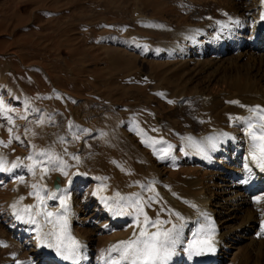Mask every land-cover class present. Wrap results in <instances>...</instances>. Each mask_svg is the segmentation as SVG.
Segmentation results:
<instances>
[{
	"label": "rangeland",
	"instance_id": "obj_1",
	"mask_svg": "<svg viewBox=\"0 0 264 264\" xmlns=\"http://www.w3.org/2000/svg\"><path fill=\"white\" fill-rule=\"evenodd\" d=\"M216 2L0 0V141L7 145H0V154L6 157V168L15 169L11 171L15 175L8 176L9 173L0 172V264L4 263V255L9 252L10 241L15 237L8 200L15 191L13 183L21 182V178L26 185L30 181L24 166L29 157H35L38 151H42L46 154L44 160L49 162V158H52L55 164L62 162V169L64 172L68 170V177H64L62 172H54L51 174L53 179L59 176L63 182L68 180L69 171H76L79 165L83 169L81 165L84 163L86 169L91 167L86 172L96 181L114 180L119 186L126 187L132 183L130 179L134 171L131 168L141 155H136L135 161L126 162L115 154L116 159L113 160L102 156L105 154L100 155V145L96 139V132L104 129L100 121L124 123L123 130H129L127 134L137 148L146 149L147 158L156 160L152 150L157 145H162V149L166 150L169 143L159 137L158 126L165 125L168 131L173 126H179L180 131L185 132L200 124V119L193 113L196 110L191 105L194 101L192 93L207 91L216 97L225 95L229 81L223 84L218 80L219 76H214L205 67V63L195 62L192 58L181 60L178 56L168 58L155 55L162 50L161 42L173 43L171 32L203 26L204 21H210L211 18L206 16L207 11L219 14L214 11L218 7ZM225 14L223 16H228V13ZM247 39L244 48L251 46L253 38L248 36ZM138 47L147 54H142ZM233 56V53H228L224 64L234 62ZM209 59L211 57L205 61ZM246 63L247 60L240 62L241 65ZM224 73L235 72L226 68L221 71V76ZM250 75L256 77L255 72ZM181 91L187 92V95L176 102L174 94ZM179 104H182L181 108ZM91 123L95 128L89 132ZM130 123L133 124V134L128 128ZM139 125L143 127V132L152 128L150 136L153 141L162 143L145 148V138ZM172 129L168 139L175 142L177 153H171V148L169 151L163 149L165 161L158 165L163 168L167 178L177 177L179 180L183 179L182 171L168 173L170 160L167 159L174 156L179 162L183 154V145ZM136 135H140V138ZM187 163L182 168H190L199 177L209 173L203 171L202 167L201 170L199 165ZM13 164L17 168L12 167ZM49 164L55 166L54 163ZM203 178L200 180L206 182L210 177ZM93 185L91 180L87 193H92L95 188ZM208 185L212 186L209 188L210 195L220 198V193H224L222 188H217L222 186L217 180L208 182ZM81 199L82 196L79 197ZM182 208L175 209L178 211L175 213H179L177 219L184 213ZM93 209L88 211L93 213ZM84 211V208L80 211V219H83ZM217 212V223L223 230L227 229L225 227L231 229L240 225L237 220L227 222L224 226L225 214L221 210ZM152 218L154 220L155 216ZM98 222L103 220H97L93 226L76 225L81 233H86L93 241L94 257L100 251L98 248L104 247L99 240L113 235L112 232L97 235L95 230L100 225ZM235 241L239 244L234 246L235 249L224 264H264V256L258 257L257 253L252 261L249 260L247 241ZM20 257L25 259L24 251Z\"/></svg>",
	"mask_w": 264,
	"mask_h": 264
},
{
	"label": "bare ground",
	"instance_id": "obj_2",
	"mask_svg": "<svg viewBox=\"0 0 264 264\" xmlns=\"http://www.w3.org/2000/svg\"><path fill=\"white\" fill-rule=\"evenodd\" d=\"M216 3L218 7L214 11L219 12V14L207 11L206 16L212 18L210 21H204L203 26L191 27L190 29L187 27L183 29V32H181L182 29L171 32L170 36H174H172L174 38L173 43L161 42L160 48L162 50L155 54L157 57L173 58V56H178L181 60L195 59V62L205 63V67L207 66L214 76H219L218 80L223 84L229 81L228 90L223 96L216 97L207 91H197L191 94L194 96L191 105L196 110L193 113L200 119V124L193 128L190 127L185 132H181L179 126L171 127V129L173 128L172 132L179 137L183 145V154H181L179 162L174 159V154H171L176 152L175 142L168 139L171 135V129L168 131L165 125L157 127L159 137L169 142L166 150L169 151L171 148V153H169L173 156L170 159L166 158L168 161L170 160L168 173L182 171L183 179L167 178L163 168L158 165L165 161L164 157L161 158L164 149H162V145H157L152 150L156 160L147 158L146 149H138L133 142L134 140L132 141L127 134L129 130H123L124 123H116L115 120L110 123L100 121L101 127L104 128L96 132V139L100 145V155L105 154L102 156L113 160L115 154L121 160L123 158L125 162L133 159L135 161V156L141 155V157L138 156L137 163L133 164L134 168L130 167L134 171L133 178L130 179L132 183L126 187H121L114 180H108L109 182L106 180L104 182L96 181L86 172V170L90 171L89 168L91 167L86 169V165L84 166L83 163L81 165L83 169L79 165L76 171H69V179L64 182L61 179V188L54 190L55 178L53 179L51 174L62 171L60 168L53 170L54 167L47 160H44L45 155H42L44 153L38 151L35 157L29 159L28 162L25 161V165L23 164L30 177L29 183L27 185L19 181L13 183V190L15 191L8 201L15 237H13L12 242L10 241V250L5 253L3 264H73L69 260L65 263L61 262L60 259L64 257L57 253L55 247L48 246L54 243L51 236L45 235L52 230V224L47 223L43 215H35V208L32 209L35 223L31 222L28 213L23 211L26 206L37 204L36 198L29 195V192L33 191L32 184H39L45 189L41 192L44 201L40 205V209L52 212L55 216H63L67 220V235L80 244V256L77 264H116L119 261V253L110 252V249L118 242L131 238L134 232H139L135 222V209L131 206L137 198L143 202L144 211L150 218L155 216L154 220L170 222L162 224L163 230L170 229L173 225L178 226L180 242L167 264H224L235 249L234 246L239 244L235 241L236 239L239 242L247 241L249 243L248 258L250 261L253 260L255 253L258 254V257L264 256V169L251 159L249 140L244 131L245 125L237 119L248 117L250 115L249 108L256 106L264 108V31H261L264 5H262L261 0H217ZM225 13H228V16H223V14L226 15ZM248 36L253 38L252 43L249 48H244ZM138 50H140L139 47ZM140 51L144 55L147 54L144 50ZM228 53L234 54L232 58L234 62L224 64ZM207 57H211V59L205 61ZM242 60H247L246 65L240 64ZM226 68L236 74L224 73L221 76V71ZM251 72H255L256 77H252ZM186 95L187 92L185 91L178 92L174 94L176 99L174 100L178 102ZM232 101L239 103H231ZM91 125L92 123L88 127L89 132L94 131L95 128ZM140 125L138 128L143 132V127ZM135 126L137 127V125ZM129 127L132 131L133 124H128ZM151 131L152 128L142 134L145 138V148L153 145V138L150 136ZM209 137L214 138L212 142L214 147L209 143ZM2 154L0 157L6 160ZM167 157L169 156L167 155ZM186 161H188V165H199L203 171L209 173H203L199 177V175L193 174L190 168L184 170L182 166L186 164ZM34 163L37 167L33 169L30 166ZM86 164L88 163L86 162ZM2 166L5 170L4 173L0 171L1 174L15 175L11 173L15 169L8 170L6 163ZM43 167L48 168V173L41 180ZM33 171H35V175H33ZM185 172L189 173L186 174ZM204 176L210 177L208 181L203 182ZM200 178L202 179L200 180ZM16 179L20 180L18 177ZM91 180H93L95 188L89 194L87 193V186ZM213 180L222 184L221 187H217L224 191V193H220V196L218 195L220 198L209 194V188L212 186H209L208 182H213ZM246 184L251 187L249 192ZM53 193L55 194L54 197L49 198V194ZM87 194L88 197H86ZM80 196H82L81 200H79ZM21 197L24 199L21 200ZM257 200L259 203L256 202ZM12 205H16V207L13 208ZM92 207L94 208L93 213L88 211ZM181 207H183L181 211L184 213L180 214L177 219L176 213L178 211L176 212L175 209ZM83 208L85 209L82 213L84 217L80 219L79 213ZM218 210L225 214L223 217L226 220L223 223L224 226L227 222L237 220L240 221V225L231 229L225 227L226 230L220 227V237L214 243L216 246L215 253L211 257L204 256L201 262L196 263L192 260V254L187 251L188 245L194 240L202 241V232L208 219L217 220ZM86 214L90 216L86 218ZM18 216H22L23 219H19ZM97 220H103L101 223L98 222L100 225L95 230L97 235L110 232L113 235L99 240L104 244V247L98 248L100 251L97 257H94L96 255L93 256L92 253L93 241L87 237L86 233V236L81 233L76 225L93 226ZM140 220L142 224L143 216L140 217ZM171 224L173 225L170 226ZM202 229L203 231H201ZM148 230L150 232L156 231L155 228L151 227ZM233 241L235 243H232ZM23 251L25 252V259H22L23 256L20 257ZM193 251L196 250L193 249ZM120 264H125V262L121 261Z\"/></svg>",
	"mask_w": 264,
	"mask_h": 264
},
{
	"label": "snow or ice",
	"instance_id": "obj_3",
	"mask_svg": "<svg viewBox=\"0 0 264 264\" xmlns=\"http://www.w3.org/2000/svg\"><path fill=\"white\" fill-rule=\"evenodd\" d=\"M261 3L264 5V0H261ZM261 19H264V15H262ZM231 103L239 102L232 101ZM248 111L250 113L248 117L237 119L245 125L244 131L249 140L251 159L264 169V108L256 106L249 108ZM213 140V137L208 138L210 144H212ZM152 143H162V141H152ZM0 145L7 147L3 141H0ZM212 146L214 147V144H212ZM161 158H163V156H161ZM29 159H32V157H29ZM49 162L54 163L55 166L53 170H55V168H60L63 175H68V173L64 172L62 169V162H60V164H55L52 158H49ZM4 163H6V161L0 157V171L5 170L2 166ZM12 167H16V165L13 164ZM30 167L34 169L37 165L34 163ZM47 173L48 168L43 167L41 169V180ZM33 175H35V171H33ZM21 182H23L22 178ZM31 187L33 191L29 192V195L36 198L37 204L28 205L23 211L28 213V218L33 223H35L32 213L33 208L36 209L35 215H43L45 221L52 224V230L45 235L51 236L54 243L48 246L55 247L57 253L63 256L64 259L72 261L73 264H77L80 256V244L67 235V220L63 216H55L52 212L42 211L40 205L43 203L44 197L41 195V192L45 191V189L39 184H32ZM54 195V193L49 194V198L54 197ZM20 199L23 200L24 197ZM256 202L259 203V200ZM131 206L135 209V222L136 226L139 228V232H134L133 236L128 240L120 241L118 244L112 246L110 252H118L120 257L116 264H120L121 261L125 262V264H167L173 256L177 244L180 242L178 226L173 225L172 228L163 230L161 227L162 224L170 222L160 221L159 219L152 220L144 211V204L139 198H137ZM12 207L15 208L16 205H12ZM176 215L178 216V214ZM54 216L55 218L53 219ZM141 216H143L142 224L140 220ZM18 218L23 219L22 216H18ZM149 227L155 228L156 231L150 232L148 230ZM201 231H203V229ZM210 240L211 237L204 241L194 240L188 245L187 251L190 254H192L193 249L196 250V254H201L203 251H214ZM201 245H206V247H202Z\"/></svg>",
	"mask_w": 264,
	"mask_h": 264
},
{
	"label": "water",
	"instance_id": "obj_4",
	"mask_svg": "<svg viewBox=\"0 0 264 264\" xmlns=\"http://www.w3.org/2000/svg\"><path fill=\"white\" fill-rule=\"evenodd\" d=\"M60 178L59 177H57V179H56V181H55V184H54V188L57 190V189H59L60 188Z\"/></svg>",
	"mask_w": 264,
	"mask_h": 264
}]
</instances>
